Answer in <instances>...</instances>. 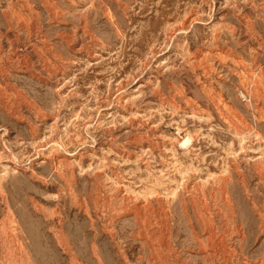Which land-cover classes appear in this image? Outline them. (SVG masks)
Returning <instances> with one entry per match:
<instances>
[{"label":"rangeland","instance_id":"374dc122","mask_svg":"<svg viewBox=\"0 0 264 264\" xmlns=\"http://www.w3.org/2000/svg\"><path fill=\"white\" fill-rule=\"evenodd\" d=\"M99 260L264 264V0H0V264Z\"/></svg>","mask_w":264,"mask_h":264},{"label":"bare ground","instance_id":"6f19581e","mask_svg":"<svg viewBox=\"0 0 264 264\" xmlns=\"http://www.w3.org/2000/svg\"><path fill=\"white\" fill-rule=\"evenodd\" d=\"M189 140V137L187 138V139H185V141H184V143H187V141ZM15 219V218H14ZM17 230H19V229H17ZM20 232V231H19ZM18 232V233H19ZM23 232V231H22ZM13 237V236H12ZM23 238V237H22ZM211 238V237H210ZM61 239H62V237H61ZM212 239V238H211ZM17 241V240H16ZM20 248V247H19ZM100 261V263H102L103 264V262L101 261V260H99Z\"/></svg>","mask_w":264,"mask_h":264}]
</instances>
